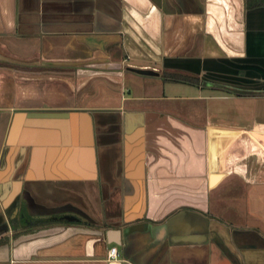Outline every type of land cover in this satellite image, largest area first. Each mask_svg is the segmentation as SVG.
Returning a JSON list of instances; mask_svg holds the SVG:
<instances>
[{"label": "crops", "instance_id": "crops-1", "mask_svg": "<svg viewBox=\"0 0 264 264\" xmlns=\"http://www.w3.org/2000/svg\"><path fill=\"white\" fill-rule=\"evenodd\" d=\"M256 101L264 0H0V264H264Z\"/></svg>", "mask_w": 264, "mask_h": 264}, {"label": "rangeland", "instance_id": "rangeland-1", "mask_svg": "<svg viewBox=\"0 0 264 264\" xmlns=\"http://www.w3.org/2000/svg\"><path fill=\"white\" fill-rule=\"evenodd\" d=\"M150 76H156V75H141V77H138V84H146V82H149V79L152 77ZM137 80V79H136ZM127 91L130 90L132 95H143V96H151L153 93H151L152 89H150V92H146L145 90L141 89L142 87H135L133 83H131L130 86H128V83L126 85ZM135 92V93H134ZM164 92L166 96H196L199 95V93H203L206 95L207 92H199L197 88L192 86H186V85H171L168 84L164 88ZM213 93V92H211ZM220 93V92H215ZM222 95H227V93H221ZM220 94V95H221ZM165 105L174 106L182 108L184 110V113L193 110L197 111L194 113L195 118H198L201 120L202 118L212 121H229V120H239L242 116V107L240 105V102L233 101V100H220V101H189V100H172L170 98L165 99L163 102ZM262 103L261 101H256L255 105V115H257V119H260L262 122H264V111H262ZM204 111V112H203ZM211 112V113H210ZM204 115V116H203ZM214 116V117H213Z\"/></svg>", "mask_w": 264, "mask_h": 264}, {"label": "water", "instance_id": "water-1", "mask_svg": "<svg viewBox=\"0 0 264 264\" xmlns=\"http://www.w3.org/2000/svg\"><path fill=\"white\" fill-rule=\"evenodd\" d=\"M131 70L141 75H157L153 71H148V70H134V69H131ZM105 237H106L105 245H110V244L119 245L120 244V240H119L120 231L108 230L105 232ZM10 245L12 246V243Z\"/></svg>", "mask_w": 264, "mask_h": 264}, {"label": "built area", "instance_id": "built-area-1", "mask_svg": "<svg viewBox=\"0 0 264 264\" xmlns=\"http://www.w3.org/2000/svg\"><path fill=\"white\" fill-rule=\"evenodd\" d=\"M117 251H116V247H111L109 250H108V253H107V258L109 260H114V259H117Z\"/></svg>", "mask_w": 264, "mask_h": 264}, {"label": "trees", "instance_id": "trees-1", "mask_svg": "<svg viewBox=\"0 0 264 264\" xmlns=\"http://www.w3.org/2000/svg\"><path fill=\"white\" fill-rule=\"evenodd\" d=\"M197 80V79H196ZM196 80H194V81H196Z\"/></svg>", "mask_w": 264, "mask_h": 264}]
</instances>
